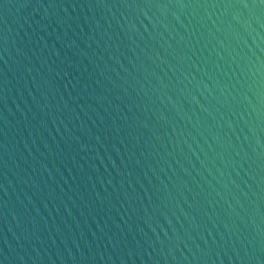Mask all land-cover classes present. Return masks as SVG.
Listing matches in <instances>:
<instances>
[{"label":"water","instance_id":"water-1","mask_svg":"<svg viewBox=\"0 0 264 264\" xmlns=\"http://www.w3.org/2000/svg\"><path fill=\"white\" fill-rule=\"evenodd\" d=\"M0 264H264V0H0Z\"/></svg>","mask_w":264,"mask_h":264}]
</instances>
